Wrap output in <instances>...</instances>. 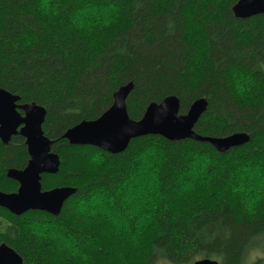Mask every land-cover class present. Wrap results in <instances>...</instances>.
<instances>
[{"label": "trees", "instance_id": "obj_1", "mask_svg": "<svg viewBox=\"0 0 264 264\" xmlns=\"http://www.w3.org/2000/svg\"><path fill=\"white\" fill-rule=\"evenodd\" d=\"M235 1L115 0L118 19L104 25L90 17L89 31L74 26L75 13L113 0H49L48 13L41 0H0V87L46 109L42 130L60 164L42 174V189L76 188L57 215L0 207V243L23 264H191L203 257L243 264L264 240V195L249 214L244 190L253 186L239 180L252 168L264 178V13L235 17ZM128 82L134 120L167 95L179 98V113L204 97L196 133L243 132L249 140L218 152L205 141L145 135L113 154L62 137L98 117ZM140 154L150 162L135 186ZM27 159L23 137L0 141L1 191L16 190L6 169Z\"/></svg>", "mask_w": 264, "mask_h": 264}, {"label": "water", "instance_id": "obj_2", "mask_svg": "<svg viewBox=\"0 0 264 264\" xmlns=\"http://www.w3.org/2000/svg\"><path fill=\"white\" fill-rule=\"evenodd\" d=\"M231 11L233 16L248 18L264 13V0H236ZM133 87L132 82L119 86L112 93V103L98 117L82 120L69 127L62 137L70 145H92L109 153L122 152L135 137L159 135L168 140L190 138L205 141L218 152H225L249 140L243 132L223 137L203 136L193 126L205 111L204 97L194 99L185 113H179L180 103L176 95H167L159 102H149L141 116L129 117L126 99ZM19 96L0 87V141L9 142L13 135L24 138L28 160L17 169L11 167L6 176L18 183L15 192L0 190V207L14 215L28 210H39L57 215L65 201L76 192L72 186H55L42 189L41 175L55 174L59 169V156L51 150L54 140L46 136L42 124L46 109L35 103H17ZM22 111V114L20 112ZM0 264H23V259L5 242L0 243ZM191 264H220L217 260L203 257Z\"/></svg>", "mask_w": 264, "mask_h": 264}, {"label": "clouds", "instance_id": "obj_3", "mask_svg": "<svg viewBox=\"0 0 264 264\" xmlns=\"http://www.w3.org/2000/svg\"><path fill=\"white\" fill-rule=\"evenodd\" d=\"M41 8L45 13L49 12V0H41ZM55 11V9H52ZM120 7L119 4L113 0L106 8L96 9L94 7L80 9L75 13L72 19V23L76 28H86L87 30H91L88 25L91 22L89 20L90 17H95L96 23H103L104 25H109L114 23L119 16ZM99 156H94L93 160L98 161ZM261 192L258 190L256 192L249 191L245 194V210L251 214L255 211V207L258 201L262 198ZM67 243V242H66Z\"/></svg>", "mask_w": 264, "mask_h": 264}, {"label": "rangeland", "instance_id": "obj_4", "mask_svg": "<svg viewBox=\"0 0 264 264\" xmlns=\"http://www.w3.org/2000/svg\"><path fill=\"white\" fill-rule=\"evenodd\" d=\"M149 162H150V160L146 154H140L139 155L136 172L131 176L132 179L134 180V183L136 184L135 186H137L141 182V180L143 179L145 174L147 175ZM250 172L248 173V169H246L243 172V175L239 178L240 182L243 185L253 186L249 189H245L244 190L245 194L248 193L249 191H251V192H256L257 190L263 191L264 190V178L258 177V176H260V177L262 176L261 173L254 168H252ZM256 173L258 174V176L256 175ZM249 177L251 179H253V181H251L249 179ZM122 195H123V197H126V189L125 188L122 189ZM110 216H111V214H110ZM0 220H3V219H0ZM58 240L61 241V238H58ZM261 241L262 242H260L259 245L255 246L254 249L250 248L247 250V252L245 254V256H246L245 261L243 262V264H249V262L252 263L256 260V258H261L259 264H264V240H261ZM154 264H176V263H171V262L164 260V259H156ZM180 264H187V263H180Z\"/></svg>", "mask_w": 264, "mask_h": 264}, {"label": "flooded vegetation", "instance_id": "obj_5", "mask_svg": "<svg viewBox=\"0 0 264 264\" xmlns=\"http://www.w3.org/2000/svg\"><path fill=\"white\" fill-rule=\"evenodd\" d=\"M19 100H20V98H19ZM19 100H18V102L17 103H21V102H19ZM20 112H21V114H22V111L20 110ZM20 136V135H19ZM22 137V136H21ZM28 160V159H27ZM9 168H7L6 169V172H7V170H8ZM17 169H21V168H17ZM6 172H5V175H6ZM41 177H42V175H41ZM8 178V177H7ZM10 179V178H9ZM12 180V179H11ZM13 181H15V180H13ZM16 182V181H15ZM16 184H17V188H18V183L16 182ZM42 186V185H41ZM17 188H16V190H17ZM53 188V187H52ZM50 189V188H49ZM15 190V191H16ZM15 191H11V192H15ZM5 192V191H4ZM7 193H10V192H7Z\"/></svg>", "mask_w": 264, "mask_h": 264}, {"label": "bare ground", "instance_id": "obj_6", "mask_svg": "<svg viewBox=\"0 0 264 264\" xmlns=\"http://www.w3.org/2000/svg\"><path fill=\"white\" fill-rule=\"evenodd\" d=\"M125 149H126V148H125ZM125 149H124V150H125ZM124 150H123V151H124Z\"/></svg>", "mask_w": 264, "mask_h": 264}]
</instances>
